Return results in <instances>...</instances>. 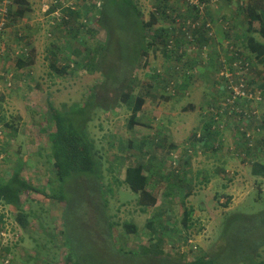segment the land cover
Segmentation results:
<instances>
[{"label":"rangeland","instance_id":"obj_1","mask_svg":"<svg viewBox=\"0 0 264 264\" xmlns=\"http://www.w3.org/2000/svg\"><path fill=\"white\" fill-rule=\"evenodd\" d=\"M63 1L74 5L82 13V18H78L75 22L73 20L68 26L53 25V18L42 11L43 4L50 5L52 0H30L32 4L27 0L29 3L27 9H31L33 12H29L25 18L15 17V25L5 27L6 31L3 32V37L0 39L1 53L14 52V50L18 53L19 51L13 46L18 43L14 37L18 36L15 30L19 29L16 32L29 34L31 43L36 49L35 64L31 69L26 68L23 72L17 69L15 58L13 60L10 57L11 54L2 56L6 58L5 65L14 73L12 81L15 83L12 85L8 80L7 85L12 86V88H7L3 81L4 74L0 71V93L3 98L1 111L6 119L4 122H0V180L7 181L12 173L17 170L20 158H26L29 159L30 164H37L38 168L29 169L25 167L22 176L33 179L34 184L40 187L44 193H55L58 182L54 180V169H51L53 160L48 156L50 151L45 140L46 135L41 133V128H45L46 118L52 113L50 103L58 109H62L64 104L69 108L74 104L77 105V103L79 105L85 103L89 100L90 94L94 92L97 99L90 110L87 128L91 139L95 141V148L98 149L99 155L104 156L102 168L101 166L98 168L101 171L108 167L107 162L109 160L106 159L109 156H114L119 168L116 177L123 181L125 178L124 171L131 164V161L134 164L136 161L142 163L146 167L145 173L147 175H151V171L158 175L150 179L149 186L157 197L158 203L155 207L150 208L148 213L143 212L137 205L139 198L133 199L130 189L125 184L109 180L110 174L107 172H104L106 178L102 182V189L97 184V191L90 181L83 184L80 180L77 181L75 177L74 180L68 177L63 184V189L64 194L69 196L72 202H68L66 207L65 202L47 198L40 193H25L22 196L24 208L28 212L33 211L35 213L34 217L31 215L28 218L29 224L26 226L19 223L17 214L9 206L0 204V264H67L69 253L73 257L72 264H80V256L86 260L85 264H111L112 260L120 264H128L127 262L130 261L115 255L112 250L109 240L110 233L107 231L109 219L119 223L116 227L120 231L125 221L135 222L139 227V233L136 236L130 235L128 238L122 239V244L125 243L129 247H133L132 249H138L140 246L141 248L143 246L150 248L151 240L149 237L154 234L149 230L147 221L154 217L156 207L164 212V216L161 220L159 217L158 232L153 238L156 240L160 237L163 238L162 252L164 255L174 260H181L183 263L192 262L201 256H225L223 251L216 255V251L219 250L218 243L221 240L219 239L221 224L223 223L221 215L225 213L218 206L221 203H226L227 198L222 197L220 203H216L215 193L220 191L224 194L220 188L206 189L202 183L200 185L204 175L201 161L186 157L188 164H194V172L200 171L197 174L198 180L195 178L198 181L197 185L191 188L172 190L174 187H169V182L160 179V177L165 178L168 171L175 169L174 166H171L167 159H163L164 154L156 146L151 143L148 146V143L140 142L145 136L154 135V133L159 135L161 128L165 127L167 145L171 144L176 163H179L181 155L184 154L183 151H179L183 147L190 146L189 143L193 137L191 133H202L203 135L206 132L203 128L205 116L201 113L207 107H211L210 104L217 106L226 96L224 86L227 87V85H225V80L219 77L218 69L210 68L209 64V60L213 58L215 64L218 63L219 68L220 58L225 59L227 57L224 54H219L222 36L215 33L217 35L211 39L210 44L208 42L209 46L206 52L202 51L201 48L194 52H187L186 50L187 54L191 53L193 56H198L197 61L201 63L205 71L209 70L210 72L206 77L195 75L187 91L183 92L184 89L177 88V94L169 96L166 89L169 88L170 81L174 82L171 87H178L180 83L185 85L187 81L184 76L172 71L169 73L170 71L166 70V65L170 61L162 55V51L157 45L155 47L158 49L150 51L148 57H140L139 64L144 65L143 62L146 61L147 67L143 68L137 62L136 69L134 68L133 71L130 69L131 57H129L128 52L136 50L138 53L142 46H135L138 30L131 31L133 25L128 22L130 20L129 12L125 14L118 9L117 16L112 18L110 11L114 13L115 8L112 6V0H108L104 16L105 23L103 22V25L107 26L106 31L98 23L101 1ZM191 1L134 0V3L142 15L141 21L149 23L154 8L158 11L165 10L166 14L168 9L176 12L182 18L187 17L186 13L192 11L186 3H191ZM245 1L247 0H219L215 4L210 3L206 8L205 18L207 20L212 19L213 26L215 22L222 24L228 33L232 31L230 28L232 24H239L246 28L247 13L242 11L245 8ZM0 5L4 7V4ZM5 6L9 7L7 3ZM125 11H128V8ZM162 13L160 12L159 16ZM124 20L128 21L124 22ZM159 21L158 24L163 26L173 23L167 16ZM31 24L34 25L32 30L26 29ZM82 25L88 29H81ZM74 27L76 30L79 28V37H74V34L70 33L71 28ZM155 28L162 27L156 24ZM179 33L180 35H175L174 39L183 43V47L188 44L187 49L191 47L189 42L181 41L183 37L182 33ZM150 35L155 36V33L151 32ZM255 36L259 41L264 42L262 37ZM202 40V38L198 39L199 46ZM105 43V46L108 45L109 48L108 53L100 60V69L98 68L94 73H91L87 69L80 68L79 58L74 53L81 51L85 55H91L98 46L101 47ZM243 43L233 44V49L228 52L229 56L237 47L242 49L241 54L247 55L249 52L245 48L247 40L245 39ZM4 45L7 46L5 51L2 49ZM228 45L230 46V44ZM53 52H58L56 60ZM68 55L74 59V71L63 73L60 70V73H57L53 66L56 69L63 67ZM254 59L253 56L250 59L246 58L250 65V71H247L246 76L248 81L253 80L261 87L264 81V65L259 64ZM154 69L156 71L161 70L164 78L155 79ZM193 72L194 74L202 73L199 69H194ZM118 79L123 81L116 86H105L106 81L109 80L110 83L114 84ZM130 81L134 85L135 98L143 93L147 94L142 110L138 114V120L142 122L141 127H144L145 124L150 125L151 129H142L137 126L134 130L128 128L132 108L129 109L120 96L121 93L125 92L126 85ZM260 102L258 101V103ZM258 103L250 104L247 112L255 111L256 114H251V118L245 124L234 123L233 119L228 120L229 122L224 124L223 137H229L230 140L231 138L238 141V138L244 140L240 134L242 133L241 128L255 135L259 127L257 125L264 122V104ZM189 105H194V107L186 108ZM100 106L102 108L107 107L108 111L104 112ZM239 106H242L241 102ZM154 115H158V118H155ZM7 122H15V126L19 130L17 136L12 137L10 128L5 127ZM263 133L264 129H261V132L256 135V139L264 138L261 137L264 136ZM156 138L159 139V136ZM139 142L142 143L140 145H143L141 150L136 146ZM227 145V149L231 150V143L228 142ZM162 147L164 151L168 150L165 145ZM39 150L43 152V155L40 156ZM115 154L119 157L123 156L122 164L119 163L120 159ZM251 160L254 159L251 157ZM45 161L46 166L41 164ZM121 165L122 171L120 170ZM109 186H114V195L107 196L108 213L106 214L105 209L102 210L101 208V196L102 192L106 191ZM233 188L237 192L241 191L236 186ZM258 190L257 187L251 190L252 192L246 197L245 203L254 198L256 194H261ZM168 193L172 194L168 195ZM184 194H187L185 207L194 209L193 217L196 220V225L191 230H186L182 226ZM189 194L190 197H188ZM259 196L264 199V192ZM253 208L259 210L261 206L254 204ZM225 211L228 212L231 209ZM114 240L120 242L117 238ZM130 264L151 263L148 259L142 258Z\"/></svg>","mask_w":264,"mask_h":264},{"label":"trees","instance_id":"obj_2","mask_svg":"<svg viewBox=\"0 0 264 264\" xmlns=\"http://www.w3.org/2000/svg\"><path fill=\"white\" fill-rule=\"evenodd\" d=\"M54 1L59 2L57 6H61L60 3L63 2L62 0ZM99 1H101V9L99 10L100 16L98 18V23L103 29L107 31V26L103 25V22L105 23L104 16L106 14L105 9L108 6V0ZM5 3H7L9 7H6ZM0 4H4V8H7V13H5L4 16H2V13L0 12V22L3 18H5L6 27L15 25V17L25 18L29 13V9H27L29 7V3L27 2V0H0ZM16 5L18 8H15ZM208 5L209 4L206 5V8L208 7ZM112 6L115 8L114 13L110 11V16L112 18H115L117 16L116 12L118 11V9L125 14L129 12L130 20H124V22L128 21L132 23L133 29L131 28V31L134 29L138 30V38L135 40V46L141 45L142 48L140 51H138V53H136V50H133V52H128L129 57H131V65H129L131 71H133L134 68L136 69V66L140 62V57H148L150 51H156V49L159 48L162 51V55L170 61L169 64L166 65V70L170 71L169 73H171L172 71L181 76H184L187 81V84L185 85L183 83H180L178 87L175 86L167 88L166 91L169 96H175L177 94V88L184 89L183 91L188 90L191 80L195 77V75H198L199 77L208 76L210 71H205L203 69L201 63L197 61V59H199L198 56H193L191 53L187 54V52H194V48L196 47V45L191 46L188 49L186 48L183 53H178V51L182 49L183 43L171 47V44L169 42L170 29L167 27L155 28V25L157 24V18L155 17V15L151 16L150 23H143L141 21L142 15L139 9L136 7L134 0H112ZM126 7L128 8V11H125L127 9ZM244 7L245 8H243L242 11L244 13H247V18L249 21L247 30L250 35L248 39H246L247 44L245 45V48L249 51L248 54L241 55V51L235 52L237 56L241 55L237 60H234L237 56L233 59L232 56L226 55L227 57L225 59L220 58L219 68L218 63L215 64L213 58L209 60L210 68L213 67L220 70L231 69L232 71L230 72L233 74L235 80H239L238 83H241L242 80H244L245 82L244 70L247 69L248 71H250V65L247 62L246 58L250 59L251 56H253L255 57L254 60H256L259 64L264 65V42L259 41L255 36L259 35L264 39V0H247L245 1ZM1 8H3L2 5H0V9ZM54 10L55 8L52 9V12ZM64 12L70 15V21H64L59 26L71 25L73 20L75 22L78 18H82V13L80 11L75 12L74 9H72V6H70L69 9L64 10ZM46 14H48L50 17H53L51 12H48ZM84 28L88 29V27L82 25L81 29ZM16 30L15 33L18 36L14 37V39L17 40L18 43L13 46V48H16L19 52L16 53L15 50L14 52H0V67L2 66V69L0 71L4 74L3 81L9 89L12 88V86L7 85L8 80H10V83H12V85L15 83V81H12V77L14 78V73L12 70H9V67L5 65L6 58L2 56H5L6 54L8 55V53L11 54L10 57L13 58V60L15 58L17 69L20 70V72H23L26 68L31 69V67L35 64L36 59V49L31 43L32 40L29 34L23 32L18 33L16 32ZM205 30L207 29L205 28L204 31ZM4 31H6V28L3 29L0 33V39H2V34ZM151 32L155 33V36H151ZM210 32H212L210 28L205 33L203 32V40L200 46L199 44L197 45V51L200 48L202 49V51H207L205 50V48L209 46L208 42L210 44L211 39L215 38L214 35ZM70 33H73L74 37H79V28H77V30L75 29V27L71 28ZM105 45L106 43L101 47L98 46L96 51L91 55H85L81 51H76L74 55L79 58L78 63L81 65L80 68L87 69L91 73H94V71L98 68L100 69V60L101 58L105 57V54L108 53L107 50L109 46ZM156 45L158 48L155 47ZM159 45L162 47L160 48ZM2 49L3 51L7 50V46L4 45V48ZM53 55L56 60L58 52H53ZM141 64L142 63H140L139 65L143 68L147 67L148 65L146 61L143 62L144 65ZM53 68L57 73H60V70L63 73L74 71V59L71 55H68L66 56V63L63 67H57L56 69L55 66H53ZM194 69H199L202 71V73L194 74ZM154 73L155 79L164 78L161 70L156 71V69H154ZM121 81L123 80L118 79L114 84H112L108 80L106 81L105 86H116L120 84ZM170 82L173 83V81ZM213 84L216 83L213 82ZM133 86V83L130 81V83L126 85L125 92L121 93L120 96L121 98H123V102L127 104V107H129V109L132 108V115L128 121V128L130 130H134V128L137 126L142 129H151L150 125L147 126L144 123V127H141L142 122L138 120V114L140 110H142V106L145 103L147 94L143 93L135 98ZM247 86H253L255 88L246 90L247 92L254 94L255 99L240 100L242 106H239V102L237 104L238 108H243L245 111H247L250 104L258 103V99H256V97L259 98V102L261 101L258 104H264L262 103L264 102V81L262 82V85L260 87V85H258L253 80H249L247 81ZM258 86L260 87V89H256ZM1 96L2 95L0 93V122H4L6 119L5 116L2 115L1 111V109L3 108L1 103V101H3V98ZM96 99L97 97L95 93L92 92L89 96V100L85 103H81L82 106L77 103V105L74 104L73 106L67 108V106L64 104V107H62V109H58L53 106L52 103H50L52 113L48 118H46V122L44 123L45 128H41V133L46 135L45 140L47 141V144L49 146L48 150L50 151L48 156L53 160L51 169H54V180L58 182V187L56 188L55 193H44V191L40 189V187L34 184L33 179L22 176V172L25 167H28L29 169L38 168L37 164H30L29 159L26 158H20V161L18 163L19 165L16 168L17 170L12 173L11 177L8 178L7 181L3 182L2 179L0 180V204H2L3 206H9L13 210V212L17 214L16 216L20 224L25 226L28 225V218L31 215L33 217L35 216V213H33V211L28 212L24 208L22 196L25 193H40L47 198H53L58 200L59 202H65V207L68 202H72L69 196L67 197L64 194L63 189V184L67 181L68 177H70L72 180H74L75 177L77 181L80 180L83 184L90 181L93 184V188L97 191V184L102 189V182L106 178L104 172H107L110 174L109 180L115 183L125 184L130 189V192L133 195L132 198H139V202L137 205L138 208H141L143 212L148 213L150 208L155 207V205L158 203L157 197L153 194L151 188H149L150 179L158 175L154 171H151V175H147L145 173L146 167L142 163L136 161V163L134 164L131 161V164L128 165L124 171L125 178L123 181L116 177L119 172V168L114 156H109L106 159L109 160L107 162L108 167H105V169L101 171L100 168H98V166H101L102 168V159L104 158V156L99 155V152L97 151L98 149L95 148V141L94 139H91L87 128V123L89 121L88 116L91 108L95 104ZM190 107H194V105H189V107L186 108ZM101 109H104V112L108 111L107 107H101ZM215 114L216 113H208L209 121L211 124L205 125L204 129L207 130L205 133H203V135L202 133H191V136L193 137H191L192 139L189 143L190 146L183 147L179 151H183L184 153L183 155H181V161H179V163H176V157L174 156L171 144L167 145V133L165 131V127L161 128L159 135L154 133V135L151 134L149 136H145L143 137V140H140V142L143 141L148 143V146H150L149 143H151L158 149H160L165 156L163 157V159H167L168 163L171 166H174L175 169L173 171H168L165 178L160 177V179L169 182V187H174L172 188V190L191 188L196 186L198 183V181L196 180H198L197 174H199L200 171L194 172V164H188V161H186V157H188V159H197L201 161L204 175L200 181V185L203 184L202 186L204 188L206 187V183H208L211 180V177H213L211 171L213 169L212 163L214 161L211 158L207 157L220 152V149L223 148V146L226 147V142L222 138L224 134L223 128L224 124L229 122L228 119L224 120L223 117H219L220 121H217ZM154 116L155 118H158V115ZM5 127L10 128L12 137L17 136L19 130L15 126V122H7L5 123ZM259 127L264 128V125H260ZM156 136H159V139L156 138ZM140 142L136 144V146L141 150L143 149V145H140L142 144ZM162 145H165L168 150L164 151ZM194 145H196L197 147H195ZM130 147L133 146L130 145ZM38 152L40 156L43 155V152L41 150H39ZM115 155L118 159H120L119 163L122 164L124 161L123 156L119 157V155ZM41 164L45 166L47 165L46 161ZM120 170L122 171V165ZM171 194L172 193H168V195ZM113 195L114 186H109L106 191L102 192V204L101 201L100 204L102 205V210L103 208L105 209L106 214L108 213L107 196ZM259 195L256 194L254 198L240 206L238 209L227 212L225 210L230 208L231 198L221 193H215L214 198L216 199V203H220L222 197L227 198L226 203H221L220 206H218L219 208L223 209L225 213H222L221 215V220L223 221V223L221 224L219 236V239L221 240L218 243L219 250L216 251V255L219 254L218 252L223 251L225 253V256L223 257L207 255L194 259L192 262L183 263L181 262V260H174L173 258L164 255V253L162 252V245L164 241L163 238L160 237L158 238V240L153 238V236L158 232L157 222L159 220V217L161 220L162 216H164V212L157 207L155 209L154 217H151L150 220L147 221L149 230H151L152 234H154L149 237V239L151 240L150 248H147L145 246L141 248L140 246L138 247V249H132L133 247H129L125 243L122 244V239L128 238V236L130 235L136 236L139 233V227L135 222L125 221L122 224V230L120 231L116 227V225H118L119 223L112 222L108 218L109 224L107 231L110 233L109 240L111 241L112 250L115 255L130 261L127 262L128 264H130L131 262H136L137 260L142 258L148 259L151 264H264V199H262V196ZM190 196L191 195L189 194L188 197ZM186 197L187 194H184L182 226L186 230H191L195 227L196 220L193 217L194 209L185 207ZM254 204H258L259 206H261V208L259 210H254ZM115 238H117V240H119L120 242L115 241ZM68 259L69 260L67 264H72L73 257L71 253H69ZM79 261L80 264L86 263V260H84L81 256L79 257ZM111 264L120 263L112 260Z\"/></svg>","mask_w":264,"mask_h":264},{"label":"crops","instance_id":"obj_3","mask_svg":"<svg viewBox=\"0 0 264 264\" xmlns=\"http://www.w3.org/2000/svg\"><path fill=\"white\" fill-rule=\"evenodd\" d=\"M30 3V0H28ZM32 4V3H30ZM17 5L15 6V8ZM14 8V10H15ZM18 8V7H17ZM190 11H195L194 8H189ZM177 10V9H176ZM30 13L31 9L28 10ZM190 13V12H188ZM192 15L195 14L191 12ZM189 17V16H188ZM227 19V17H226ZM207 21V19H203ZM209 20V19H208ZM210 19L207 22L211 23V34L222 36L220 38V50L219 54L221 55H229V51L233 49V44L237 43L244 44L243 41L248 39L249 32L247 30L249 21L247 20L246 28L239 24H232L230 28L232 31L228 33L227 29L223 28L222 24H216L213 26V23ZM206 23V22H205ZM184 24V22H183ZM34 25L31 24L27 27V29H31ZM168 26V24L166 25ZM235 26V27H233ZM217 33V34H215ZM227 40V41H226ZM216 43L219 44L218 41ZM230 44V46L228 45ZM246 45V44H245ZM242 49L236 48V50L232 53V58L234 59L237 54L235 52H240ZM245 54V53H242ZM241 54V55H242ZM239 55V56H241ZM237 56L234 60L239 58ZM264 137V136H261ZM226 142V147L220 149V152L214 155H210L207 158H211L214 162L211 180L206 183V189H210L211 187L217 188L231 198L230 209H238L240 206L245 204L246 197L252 192L255 187H257L258 192L261 195L264 192V138L257 139L253 147H248V143L246 140L238 138V140H234L229 137H222ZM231 143V150H228L227 143ZM233 144V145H232ZM251 157L254 160H251ZM236 186L240 189V192H237L233 187ZM218 193H221L218 191ZM222 194V193H221ZM244 196V197H243ZM239 199V200H237ZM236 204V205H235Z\"/></svg>","mask_w":264,"mask_h":264},{"label":"clouds","instance_id":"obj_4","mask_svg":"<svg viewBox=\"0 0 264 264\" xmlns=\"http://www.w3.org/2000/svg\"><path fill=\"white\" fill-rule=\"evenodd\" d=\"M217 2H219V0H217ZM57 4H59V2L52 0V3L50 4V9L47 12H45V14L48 13V12L52 13V16H53L52 17L53 18L52 24L54 22H56V18H55V16L53 14H54V12L57 9H61L62 14L68 16V20H63V21L58 22V23L56 22L55 25H60L64 21H70V15L68 13H65L64 10L69 9L70 6L74 7V5L65 3L64 1L60 3L61 6H57ZM186 4H187L188 8H192L193 7L194 10H195V11H192V12L195 13L193 15H192L191 12L190 13H186L187 17L189 16L188 18L187 17L182 18L176 12L170 11L168 9L166 11L167 12V14H166L165 10H159L158 11V9L154 8V11H153L152 15H155V17L157 18V26L167 27V28L170 29V41L169 42L171 44V47H174V46H177V45L181 44L180 42L178 43L179 40L174 39L175 35H180L179 32L182 33V37H183L181 41H185L187 43L189 42L191 44V46L196 45V47H197V45L199 44L198 43V39L202 38L203 32L205 33L208 30V28L205 27V22H207L209 20H207V21L203 20L205 18L206 6L203 9V11H204L203 17H201L200 9H199V7L197 5L193 4V2H191V3L188 2ZM208 4H210V3H208ZM53 8H55V10L52 12ZM74 11L78 12L76 7H74ZM160 12H163V13L160 14V16H159ZM166 16L169 19H171L173 23H168V26L159 25L158 24L160 22L159 20H161L162 18H165ZM190 20L193 21V22L198 21V20H202L201 21V25L199 27H197V28H194V29L189 28V29H186V30H182V28L185 27L186 23L188 21H190ZM150 22H151V19H150L149 23ZM183 22H184V24H183ZM178 25L180 26L179 28L177 27ZM205 28L207 30L204 31ZM187 45H184V47H182V49L179 50L178 53H183L184 50L187 48ZM196 47L194 48L195 51H197V49H198ZM207 49H208V47L205 48V50H207ZM218 71H219V77L223 78L225 80V85H227V87L230 85V83L232 85H234V84L239 85L240 84V83H238L239 80H235L234 79L233 74L230 72V71H232L231 69H228V70H220V69H218ZM230 75H231V77H229ZM246 75H247V73L244 74V78H245L244 85H245V87L247 89H255V88H251V87L247 86V81L248 80H247V76ZM173 84H174V82H173ZM224 87H225V89L224 88L223 89L226 92V96L222 98V101L219 102V104L217 106L213 105V104H210L211 107H207L206 110L203 111V113H201L202 115L205 116V121L203 123V128L205 127V125L211 124L210 121H209L208 113H216L215 115L219 114V117H223L224 120L233 119L234 123H243V124H245V122L248 119L251 118V114H248V112L245 111L243 108H238V105H236V107H235L236 109H225V110L223 109L224 103H226V100L229 97L228 88L226 86H224ZM258 87L256 89H260V87L259 88ZM176 92H178V91H176ZM183 92H185V91H183ZM217 121H220V120L218 119ZM260 125H264V122H262ZM260 125H257V126H260ZM257 129H258V132L255 135H252V133L250 134V132L247 131L246 129L241 128L242 133H240V134L244 137V139L248 143V147H250V148L254 146L255 141L257 140L256 139V135L261 132V129H264V128L258 127ZM204 130H207V129H204ZM251 130H256V129H251ZM247 134H250L251 138L250 137L248 138ZM263 135H264V133H263Z\"/></svg>","mask_w":264,"mask_h":264},{"label":"built area","instance_id":"obj_5","mask_svg":"<svg viewBox=\"0 0 264 264\" xmlns=\"http://www.w3.org/2000/svg\"><path fill=\"white\" fill-rule=\"evenodd\" d=\"M191 2H193V4L197 5L200 9V15L201 17H203V9L204 7L208 4V3H216L217 0H207V1H202V0H192ZM44 8H43V11L44 12H47L49 9H50V5H48L47 3H44ZM72 9H74V7H72ZM0 12L2 13V16H4L5 13H7V8H1L0 9ZM56 18V22H61L63 20H68V16L62 14L61 12V9H57L54 14H53ZM201 21L202 20H198V21H188L185 25V27L182 28V30H186V29H189V28H197L201 25ZM56 22H54L53 24L55 25ZM5 24H6V20L5 18L2 19V21L0 22V33L2 32L3 29H5ZM178 28L180 27L179 25L177 26ZM205 27L206 28H211V23L210 22H206L205 23ZM247 69L244 70V74L247 73ZM231 77V75L229 76ZM173 86V83L170 84L169 87ZM228 88V91H229V97L228 99L226 100V103H224V106H223V109H236V105L240 102V100H253L255 99V95L254 94H251L249 92H247V88L245 87L244 85V80L241 81V83L239 85H232L230 83V85L227 87ZM256 99H258L259 101V98L256 97ZM248 114H256L255 111L253 112H248ZM216 119L218 120L219 119V115L217 114L216 115ZM247 137L251 138V135L250 134H247Z\"/></svg>","mask_w":264,"mask_h":264}]
</instances>
